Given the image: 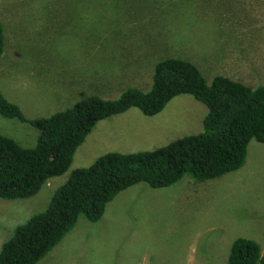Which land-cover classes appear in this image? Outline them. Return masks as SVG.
<instances>
[{"label":"rangeland","instance_id":"374dc122","mask_svg":"<svg viewBox=\"0 0 264 264\" xmlns=\"http://www.w3.org/2000/svg\"><path fill=\"white\" fill-rule=\"evenodd\" d=\"M0 24V93L29 119L92 95L148 92L155 65L166 58L193 62L208 84L225 76L264 85V0H0ZM207 113L184 94L153 117L132 108L100 121L65 174L32 198L0 199V248L47 209L74 170L110 152L152 151L196 135ZM0 134L34 148L39 130L0 114ZM238 237L256 241L264 255V144L256 140L245 165L223 177L128 188L100 221L81 217L38 264H227Z\"/></svg>","mask_w":264,"mask_h":264},{"label":"trees","instance_id":"16d2710c","mask_svg":"<svg viewBox=\"0 0 264 264\" xmlns=\"http://www.w3.org/2000/svg\"><path fill=\"white\" fill-rule=\"evenodd\" d=\"M177 8V7H175ZM174 9V8H173ZM5 36L0 24V57ZM192 95L208 108L203 129L152 151L110 152L74 170L47 209L17 226L0 248V264H38L76 227L81 217L100 221L121 192L141 182L170 187L185 176L204 182L240 170L252 140L264 144V85L245 86L225 76L208 84L190 61L166 58L155 65L153 86L129 88L114 99L88 96L48 118L29 119L0 93V114L39 130L37 145L24 148L0 134V199L36 196L51 178L65 174L95 126L132 108L153 117L179 95ZM227 264H264L261 246L238 237Z\"/></svg>","mask_w":264,"mask_h":264}]
</instances>
